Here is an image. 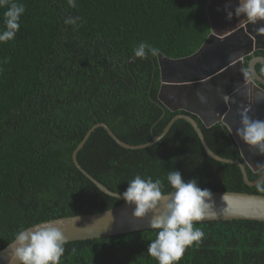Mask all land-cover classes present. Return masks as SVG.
Segmentation results:
<instances>
[{"label": "trees", "instance_id": "16d2710c", "mask_svg": "<svg viewBox=\"0 0 264 264\" xmlns=\"http://www.w3.org/2000/svg\"><path fill=\"white\" fill-rule=\"evenodd\" d=\"M25 5L15 39L0 44V250L22 227L67 216L106 211L120 203L75 165L73 152L97 123L124 142L145 144L177 114L159 99L158 55L134 57L141 41L166 57L193 55L211 34L209 0H17ZM0 8V28L3 12ZM81 17L77 28L64 23ZM255 55L264 56V50ZM248 68L247 62L245 63ZM264 77V64H257ZM201 127L217 154L242 159L228 127ZM83 168L122 193L135 175L159 178L178 170L201 188L264 195V181L245 183L241 169L211 158L194 127L176 121L167 135L142 149L121 147L96 129L78 154ZM254 181L264 168L254 172ZM205 238L179 264H264V222H194ZM153 229L69 242L61 264H158L147 253ZM76 251L73 252L72 249Z\"/></svg>", "mask_w": 264, "mask_h": 264}, {"label": "water", "instance_id": "95a60500", "mask_svg": "<svg viewBox=\"0 0 264 264\" xmlns=\"http://www.w3.org/2000/svg\"><path fill=\"white\" fill-rule=\"evenodd\" d=\"M230 3L233 10L238 0H209L207 13L211 23V34L202 47L193 55L173 59L162 53L158 55V66L161 72L162 86L159 99L172 111L183 110L186 113L175 115L159 135L153 134L152 141L133 145L121 140L104 122L95 124L84 136L83 140L73 152V161L76 167L88 177L102 192L117 198V192L111 191L104 184L89 174L78 160V154L89 140L92 133L98 128H104L108 134L126 149H142L153 146L163 139L172 125L184 119L196 130L202 141L206 153L213 159L237 165L242 172L245 183L257 186L264 181V174L257 180L249 178L247 167L254 172L264 168V154L250 148L244 141L235 135V130L241 127L238 109L251 106L254 118L264 120V77L258 72L257 64H264V56H253L248 62V68L253 76L246 80L242 69L246 68L245 59L257 50H264V33L258 31L264 27V21L253 25L246 17H236L228 20L225 5ZM170 90L177 102L172 105L165 91ZM207 97V103H202L197 93ZM223 95L230 97L225 103ZM197 116L206 127L217 123L225 124L232 129L231 135L236 141L242 159L223 157L215 153L207 144L204 133L197 120ZM214 205L208 210L205 221L215 220H257L264 222V195L238 191L212 190ZM229 197L228 201L222 199ZM134 205L129 206L123 200L119 205L106 211L92 214L61 217L44 221L31 226L35 228L45 223H54L60 227L69 242L88 240L107 236L125 234L139 230L152 229L150 220L152 213L143 218L133 216ZM11 243L0 250V264H9L12 256Z\"/></svg>", "mask_w": 264, "mask_h": 264}, {"label": "clouds", "instance_id": "9594fccd", "mask_svg": "<svg viewBox=\"0 0 264 264\" xmlns=\"http://www.w3.org/2000/svg\"><path fill=\"white\" fill-rule=\"evenodd\" d=\"M69 7H77V0H67ZM0 8L3 12V27L0 28V44L15 39L19 32L21 17L26 8L23 3L17 0H0ZM227 19L233 16H244L249 23L255 25L264 21V0H238L234 10L230 3L225 5ZM81 17L67 16L64 23L77 28ZM264 33V27L258 29ZM134 57L147 59L149 56L156 57L160 49L141 41L133 48ZM264 71V69H262ZM243 75L246 80L253 76L252 69L243 68ZM202 103H207V97L197 93ZM230 97L223 95L225 103ZM264 100V95L258 96ZM241 117V127L235 130V135L256 150L264 154V120L254 118L250 113V105L238 109ZM232 133V129L228 131ZM171 190L164 192V183L161 179L153 180L151 176L142 177L135 175L134 179L128 181V187L122 193L117 194L129 206L134 205L133 216L143 218L152 213L150 220L153 236L147 247V253L158 264H179L186 250L192 246L199 248L202 244L205 233L194 226V222H202L209 215H214L208 210L214 205L215 199L210 189L201 188L196 178L185 181L182 173L178 170H171L166 177ZM222 199L229 200L227 195ZM69 243L64 231L54 223H45L35 228H21L14 234L11 242L12 256L9 264H61ZM76 251L75 248L72 249Z\"/></svg>", "mask_w": 264, "mask_h": 264}, {"label": "rangeland", "instance_id": "374dc122", "mask_svg": "<svg viewBox=\"0 0 264 264\" xmlns=\"http://www.w3.org/2000/svg\"><path fill=\"white\" fill-rule=\"evenodd\" d=\"M165 94H166L168 100L170 101V103H171L172 105H176V104H177V102H176L175 99L173 98V94H172V92H171L170 90L167 89V90L165 91Z\"/></svg>", "mask_w": 264, "mask_h": 264}, {"label": "flooded vegetation", "instance_id": "af4514ba", "mask_svg": "<svg viewBox=\"0 0 264 264\" xmlns=\"http://www.w3.org/2000/svg\"><path fill=\"white\" fill-rule=\"evenodd\" d=\"M257 51H258V50H257ZM257 51H255V52L253 53V55L246 57V59H245V63L247 62V65H248L249 60H250L253 56H257V55H255V53H256Z\"/></svg>", "mask_w": 264, "mask_h": 264}]
</instances>
